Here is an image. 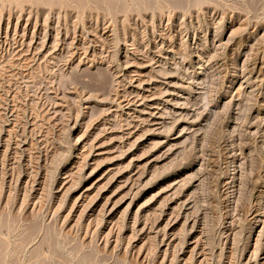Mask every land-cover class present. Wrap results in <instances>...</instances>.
Listing matches in <instances>:
<instances>
[{
  "label": "rangeland",
  "instance_id": "rangeland-1",
  "mask_svg": "<svg viewBox=\"0 0 264 264\" xmlns=\"http://www.w3.org/2000/svg\"><path fill=\"white\" fill-rule=\"evenodd\" d=\"M109 1L0 0L1 261L264 264V0Z\"/></svg>",
  "mask_w": 264,
  "mask_h": 264
},
{
  "label": "bare ground",
  "instance_id": "bare-ground-1",
  "mask_svg": "<svg viewBox=\"0 0 264 264\" xmlns=\"http://www.w3.org/2000/svg\"><path fill=\"white\" fill-rule=\"evenodd\" d=\"M108 1H109V0H108ZM134 1H135V0H134ZM136 1H138V0H136ZM152 1H153V0H152ZM169 1H170V0H169ZM171 1H172V0H171ZM174 1H175V0H174ZM181 1H183V0H181ZM186 1H187V0H186ZM188 1H189V0H188ZM188 1H187V2H188ZM193 1H194V0H193ZM195 1H196V0H195ZM195 1L192 2V3H195ZM201 1H204V0H201ZM255 1L257 2V0H255ZM154 2H155V1H154ZM165 2H166V0H165ZM177 2H178V1H177ZM177 2H176V5L178 4ZM187 2H186V3H187ZM190 2H191V0H190ZM199 2H200V1H199ZM250 2H251V1H250ZM250 2H249V5L252 4V3H250ZM109 3H110V1H109ZM111 3H113V2H111ZM124 3H125V2H124ZM138 3H140V1H139ZM138 3H137V4H138ZM143 3H144V2H143ZM148 3H149V4L151 3V5H149V8H150V6H151V7L153 6V4H152L151 1H150V2L148 1ZM167 3H168V2H167ZM171 3H172V2H171ZM173 3H175V2H173ZM180 3H182V2H180ZM201 3H202V2H201ZM114 4H115V3H114ZM141 4H142V3H141ZM145 4L148 5L146 2H145ZM184 4H185V2H184ZM187 4H188V3H187ZM190 4H191V3H190ZM195 4H196V3H195ZM110 5L113 6V4H110ZM119 5H120V4H119ZM139 5H140V4H139ZM170 5H171L172 7L174 6L173 4H170ZM180 5H181V4H180ZM182 5H183V4H182ZM182 5H181V6H182ZM191 5L193 6V4H191ZM191 5H190V6H191ZM198 5H199V4H198ZM122 6H124V4H122ZM177 6H178V5H177ZM109 7H110V6H109ZM116 7H118V5H117ZM178 7H179V6H178ZM178 7H176V9H177ZM183 7H184V5H183ZM114 8H115V6H114ZM114 8H113V9H114ZM121 8H122V7H121ZM184 8H185V7H184ZM179 10H182V7H180ZM119 11H120V10H119ZM101 78H102V79L99 80V82H100L99 87L101 86V87H102V90H103V89H104V90L102 91L100 88H97V89H99V91L101 90L102 92L105 91L106 93L110 92L112 88H109L110 91H108V89L105 90L107 87H113V86L110 84V81H109V83H108V79L105 78V75H104V76L102 75ZM92 79H93V78H92ZM90 82H91V81H90ZM93 82H95V81H93ZM99 82H97V83L95 82V83L98 84ZM90 84H91V83H90ZM109 84H110L111 86H108ZM88 85H89V84H88ZM86 86H87V85H86ZM89 86H90V85H89ZM92 87H93V86H92ZM92 90H93V89H92ZM105 92H104V93H105ZM5 224H6V223H5ZM0 226H1V225H0ZM2 228H3V227H2ZM2 228L0 227V231H2V230H3L4 228H6V227H4L3 229H2ZM1 229H2V230H1ZM6 229H8V228H6ZM37 229H39V228H37ZM31 230H32V229H31ZM3 231H4V230H3ZM38 231H39V230H38ZM38 231H37V232H38ZM31 232L33 233L34 230L31 231ZM0 234H1V233H0ZM29 237H30V236H29ZM50 237H51V236H50ZM50 237H49V235H48V238H47V234H46V238H44V241H45V239H46V241H47L48 239H50ZM53 237H54V236H53ZM55 238H56V237H55ZM42 240H43V239H42ZM49 241H52V239L49 240ZM52 242L54 243V242H57V241L53 240ZM1 243H2V242H1ZM46 243H47V244H50L51 242H49V243L46 242ZM46 243H45V244H46ZM53 243H51V244H53ZM47 244H46V245H47ZM55 244H56V243H54V248L56 247ZM46 245H45V246H46ZM45 246H44V247H45ZM49 247H50V246H49ZM49 247H48V248H49ZM52 247H53V245H52ZM1 248H2V247H1ZM3 248H4V247H3ZM39 248H40V247H39ZM42 248H43V246H42ZM45 248H46V247H45ZM79 249H80V248L78 247V250H79ZM0 250H1V249H0ZM42 250H43V249H42ZM48 250L50 251V249H48ZM57 251H58V248H57ZM0 252L3 253V251H0ZM74 252H75V251H74ZM76 253H77V252H76ZM76 253H75V254H76ZM51 254H52V253H51ZM78 254H79V253H78ZM2 255H3V254H2ZM53 255H54V253H53ZM55 255H56V254H55ZM59 255H62V254L60 253ZM82 256H83V260H82V261L80 260L79 262H83L84 260H88V261H89L90 259H95V257H94L95 255H94V254H93V256H91V255H86L85 259H84V255H82ZM55 257H58V253H57V256H55ZM61 257H62V256H61ZM79 257H80V256H79ZM91 257H94V258H91ZM62 258H63V257H62ZM10 259H11V258H10ZM65 259H66V258H65ZM80 259H81V258H80ZM96 259H97V258H96ZM105 259H106V258H105ZM1 260H2V259H0V264H3V261H1ZM8 260H9V259H8ZM78 260H79V259H78ZM65 261H67V259H66ZM90 261H91V260H90ZM90 261H89L88 263H87L86 261H84V263L86 262L85 264H90V263L92 264V262H90ZM103 261H104V260H103ZM113 261H114V260H113ZM115 261H117V260H115ZM4 262H5V260H4ZM99 262H100V261H99ZM118 262L122 264V261L120 262V260H119ZM118 262H117V263H118ZM48 263H49V262H48ZM50 263H51V262H50ZM50 263H49V264H50ZM69 263H70V262H69ZM84 263H81V264H84ZM95 263H96V261H95ZM97 263H98V262H97ZM123 263H124V262H123ZM108 264H109V263H108ZM111 264H113V263L111 262ZM114 264H115V263H114Z\"/></svg>",
  "mask_w": 264,
  "mask_h": 264
}]
</instances>
